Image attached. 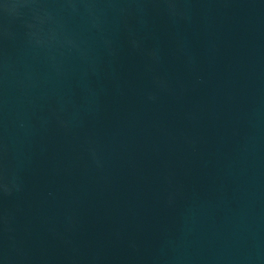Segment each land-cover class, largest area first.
I'll return each mask as SVG.
<instances>
[{"label": "water", "instance_id": "95a60500", "mask_svg": "<svg viewBox=\"0 0 264 264\" xmlns=\"http://www.w3.org/2000/svg\"><path fill=\"white\" fill-rule=\"evenodd\" d=\"M0 264H264V0H0Z\"/></svg>", "mask_w": 264, "mask_h": 264}]
</instances>
